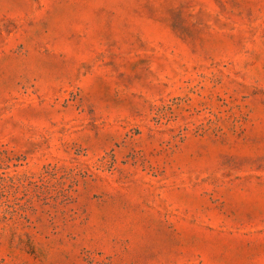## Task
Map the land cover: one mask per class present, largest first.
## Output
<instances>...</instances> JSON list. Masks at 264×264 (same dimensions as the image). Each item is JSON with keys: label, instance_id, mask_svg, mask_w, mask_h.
<instances>
[{"label": "rangeland", "instance_id": "rangeland-1", "mask_svg": "<svg viewBox=\"0 0 264 264\" xmlns=\"http://www.w3.org/2000/svg\"><path fill=\"white\" fill-rule=\"evenodd\" d=\"M0 264H264V0H0Z\"/></svg>", "mask_w": 264, "mask_h": 264}]
</instances>
